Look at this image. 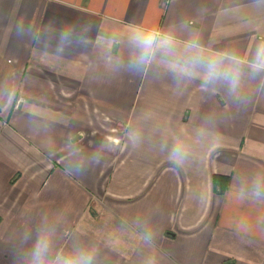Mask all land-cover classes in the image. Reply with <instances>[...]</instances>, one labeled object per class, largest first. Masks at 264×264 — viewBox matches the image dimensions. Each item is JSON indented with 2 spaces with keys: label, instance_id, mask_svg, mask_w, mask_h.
<instances>
[{
  "label": "crops",
  "instance_id": "crops-1",
  "mask_svg": "<svg viewBox=\"0 0 264 264\" xmlns=\"http://www.w3.org/2000/svg\"><path fill=\"white\" fill-rule=\"evenodd\" d=\"M38 241L264 264V0H0V264Z\"/></svg>",
  "mask_w": 264,
  "mask_h": 264
},
{
  "label": "clouds",
  "instance_id": "clouds-1",
  "mask_svg": "<svg viewBox=\"0 0 264 264\" xmlns=\"http://www.w3.org/2000/svg\"><path fill=\"white\" fill-rule=\"evenodd\" d=\"M155 40V36L148 35L141 39V44L144 46L145 50L151 47ZM169 43V41H165V44ZM220 62L218 60H209L206 65L207 69V77L206 82L211 79H215L217 77L223 76L224 79H231V83L233 88L235 87L236 77L229 72H221L219 70ZM180 150H173V159L174 162L180 163ZM48 244L46 241H38L36 249L33 253V264H44L43 255L47 252ZM90 257H82L80 261L75 262V264H90ZM66 264H73V262H66Z\"/></svg>",
  "mask_w": 264,
  "mask_h": 264
}]
</instances>
